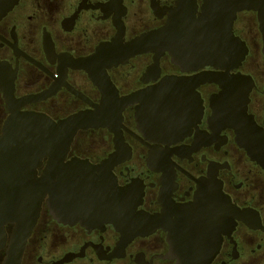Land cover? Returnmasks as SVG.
Listing matches in <instances>:
<instances>
[{"label": "flooded vegetation", "instance_id": "flooded-vegetation-1", "mask_svg": "<svg viewBox=\"0 0 264 264\" xmlns=\"http://www.w3.org/2000/svg\"><path fill=\"white\" fill-rule=\"evenodd\" d=\"M202 5L203 0H196V21ZM173 10H178L177 0H19L0 21V62L8 65L10 76L14 72V96L18 99L57 87L50 98L25 105L22 110L42 113L58 121L92 109L66 86L91 104L100 100L98 88L83 70L68 65L73 60L93 56L102 44L111 43L118 34L119 22L123 27V43L127 44L141 34L164 27ZM260 25L257 11L237 12L232 33L245 44L247 54L231 73L252 81L247 115L264 130ZM153 64V54H141L108 69L107 74L119 96H126L154 86L165 77L189 78L213 71L206 66L181 72L167 53L160 57L156 70ZM197 92L201 105L191 107L194 112L186 115L182 130L174 134L143 124L145 111L139 104L126 107L121 123L130 156L110 169L111 177L119 188L133 187L140 197L137 210L149 216L161 215L166 207H193L198 201L204 211L213 207L214 199L219 202L220 197L229 199L238 211V218L234 219L232 229L224 226V221L229 220L228 212L217 206L221 224L215 233L216 253L208 264H264V154L248 153L237 145L233 129H221L214 124L209 101L219 92L216 85H201ZM8 115L0 93V135ZM93 135L99 139L95 151H82L84 142L80 137ZM113 139L107 129L80 131L65 162L80 159L100 165L114 152ZM46 163L43 159L36 170L37 177ZM13 229L11 224L4 227L0 264L10 262ZM169 253L167 232L161 228L123 242L117 226L103 219L86 226L57 222L44 200L19 264H176L177 260L170 259Z\"/></svg>", "mask_w": 264, "mask_h": 264}, {"label": "water", "instance_id": "water-1", "mask_svg": "<svg viewBox=\"0 0 264 264\" xmlns=\"http://www.w3.org/2000/svg\"><path fill=\"white\" fill-rule=\"evenodd\" d=\"M18 1L0 0V21ZM177 4V12L171 11L164 27L124 44L123 27L119 22L118 34L111 43L102 44L89 58L73 60L68 67L83 70L101 97L98 104H91L82 94L66 86L92 109L58 121L42 113L22 110L25 105L50 98L57 87L17 99L14 96V72L10 76L8 65L0 62V93L9 113L0 135V239L5 236V225H14L9 264H19L44 200L57 222L86 226L103 219L117 226L123 242L161 228L167 232L168 257L176 259V264H208L213 259L217 248L215 233L221 224L217 206L228 212L229 220L224 221V226L232 229L234 219L238 218V211L229 199L219 196L221 202L214 199L213 207L204 211L198 201L193 207H166L161 215L149 216L137 210L140 197L133 192V187H117L110 174L113 166L130 156L121 123L126 107L139 104L145 111L143 124L160 129L162 133L174 134V131L182 130V122L192 111L191 107L201 105L197 88L204 84L219 88L209 101L214 124L221 129H233L237 145L248 153L264 154V130L247 115L252 81L239 73H231L247 54L245 44L232 33L237 12H258L264 55V1L203 0L197 21L194 18L196 0H177ZM253 33L257 36L255 31ZM147 53L153 54L154 70L160 57L167 53L181 72L206 66L212 67L213 71L189 78L165 77L154 86L119 96L107 70ZM150 113L153 115L149 116ZM89 129H107L113 134L114 152L100 165L80 159L65 162L77 133ZM81 138L84 142L82 151H95L96 140H99L96 135ZM43 159L47 163L41 176L37 177L36 170Z\"/></svg>", "mask_w": 264, "mask_h": 264}]
</instances>
